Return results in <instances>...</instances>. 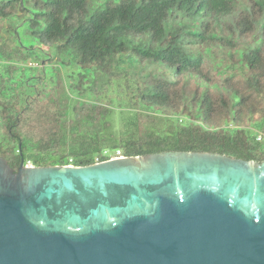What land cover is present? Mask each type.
<instances>
[{
    "label": "trees",
    "instance_id": "obj_1",
    "mask_svg": "<svg viewBox=\"0 0 264 264\" xmlns=\"http://www.w3.org/2000/svg\"><path fill=\"white\" fill-rule=\"evenodd\" d=\"M259 133L264 0H0V158L15 173L117 151L261 164Z\"/></svg>",
    "mask_w": 264,
    "mask_h": 264
},
{
    "label": "water",
    "instance_id": "obj_2",
    "mask_svg": "<svg viewBox=\"0 0 264 264\" xmlns=\"http://www.w3.org/2000/svg\"><path fill=\"white\" fill-rule=\"evenodd\" d=\"M0 264H264V162L166 152L0 158Z\"/></svg>",
    "mask_w": 264,
    "mask_h": 264
},
{
    "label": "rangeland",
    "instance_id": "obj_3",
    "mask_svg": "<svg viewBox=\"0 0 264 264\" xmlns=\"http://www.w3.org/2000/svg\"><path fill=\"white\" fill-rule=\"evenodd\" d=\"M129 112H127V111H125V114H123V116L120 118V114L117 112L116 114H115V119H114V129L117 131L118 130V128H119V122H121V119L124 117V116H131L132 114L130 113V114H128ZM112 154V157H115V153L114 152H112L111 153ZM29 166H31V165H29Z\"/></svg>",
    "mask_w": 264,
    "mask_h": 264
},
{
    "label": "built area",
    "instance_id": "obj_4",
    "mask_svg": "<svg viewBox=\"0 0 264 264\" xmlns=\"http://www.w3.org/2000/svg\"><path fill=\"white\" fill-rule=\"evenodd\" d=\"M258 141H261V142L264 141V133H259L258 134ZM120 157H122V154H121L120 151H117L116 154H115V157H112V159H116V158H120ZM70 162H72V161H70Z\"/></svg>",
    "mask_w": 264,
    "mask_h": 264
},
{
    "label": "flooded vegetation",
    "instance_id": "obj_5",
    "mask_svg": "<svg viewBox=\"0 0 264 264\" xmlns=\"http://www.w3.org/2000/svg\"><path fill=\"white\" fill-rule=\"evenodd\" d=\"M120 158H122V157H120Z\"/></svg>",
    "mask_w": 264,
    "mask_h": 264
}]
</instances>
